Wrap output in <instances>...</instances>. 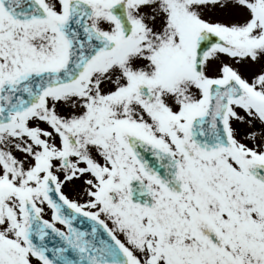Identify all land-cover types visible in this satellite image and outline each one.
Wrapping results in <instances>:
<instances>
[{
  "label": "snow or ice",
  "instance_id": "obj_1",
  "mask_svg": "<svg viewBox=\"0 0 264 264\" xmlns=\"http://www.w3.org/2000/svg\"><path fill=\"white\" fill-rule=\"evenodd\" d=\"M0 264H264V0H0Z\"/></svg>",
  "mask_w": 264,
  "mask_h": 264
}]
</instances>
